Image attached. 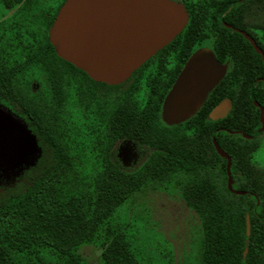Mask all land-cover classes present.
<instances>
[{
  "label": "trees",
  "instance_id": "16d2710c",
  "mask_svg": "<svg viewBox=\"0 0 264 264\" xmlns=\"http://www.w3.org/2000/svg\"><path fill=\"white\" fill-rule=\"evenodd\" d=\"M181 2L189 17L177 39L187 40L190 52L207 27L213 28L219 60H232L237 33L224 27L216 12L217 5L234 9L235 0ZM224 19L234 24L228 15ZM51 20L44 24L43 38L26 42L25 59L5 56L14 43L3 36L0 23V103L21 119L39 148L33 163L0 184V264H86L79 250L89 244H97L99 264H142L111 217L147 185L168 182L180 184L182 198L200 219L201 264H264V170L252 160L260 133L254 101L264 108L263 90L229 70L192 117L164 128L148 117L147 102L134 114L127 105L124 121L136 128L125 132L149 152L139 167L126 170L116 157L113 133L100 138L87 123L75 128L67 116L66 84L77 68L54 53L47 39ZM53 63L61 84L54 71L47 94L41 86L31 90L35 69L54 68ZM223 98L231 101L227 116L205 119ZM212 138L231 158L232 187L244 194L227 188L226 159Z\"/></svg>",
  "mask_w": 264,
  "mask_h": 264
},
{
  "label": "flooded vegetation",
  "instance_id": "af4514ba",
  "mask_svg": "<svg viewBox=\"0 0 264 264\" xmlns=\"http://www.w3.org/2000/svg\"><path fill=\"white\" fill-rule=\"evenodd\" d=\"M10 1L9 3H3V9L0 11V23L3 24L2 34L11 44L14 43L6 51L5 56H8V58L25 59L27 54L25 53L24 46L28 44L26 42L43 38L44 24L52 17L47 29V39L49 41V27L64 0L56 9L49 5H44L39 0H27L28 3H25L26 0L19 2H15V0ZM175 1L181 2V0ZM181 3L183 4V2ZM217 7L216 14L219 22L224 27L230 28L237 33L232 60L229 57L219 60L213 48L217 60L226 65V73L233 69L236 75L244 74L246 75V80H253L264 92V0H235L232 6L234 9L232 10H230V7L225 8L222 5H217ZM184 9L187 17H189V11L185 5ZM227 15L232 19L234 24L224 19ZM184 27L171 41L156 50L134 69L128 77L119 82L108 83L94 80L85 71L72 64L77 70H73L71 80L66 84V88L69 90L68 103H70L72 112L74 113L73 123L75 128H84L87 123L89 128L96 131L100 138L113 133L117 138L114 144L116 157L121 166L126 170L139 167L149 152L146 145H138L137 142L130 138L133 135L129 134L131 136H128L125 132L127 129L136 128L131 125L127 126L124 121L123 116L127 105L131 108V114H134V111H141L142 102H147L148 117L159 123L160 128L172 127L194 115L192 114L177 123H167L162 117L161 107L163 99L187 59L201 46L204 37H206V40H210L209 43L212 42L213 44L216 38V30L211 26L212 30L207 27L205 35L195 43V46L189 52L188 41L186 40L182 44V41L177 39V36L183 33ZM245 34L253 41L256 47L250 39L245 37ZM20 42H23V44ZM17 43L20 46H17ZM53 51L56 54L54 48ZM53 67L36 68L32 78L28 76L30 77L29 88L34 90V88L37 89L41 86L47 94L50 90L49 86L52 84L49 76L54 71L57 74V77H55L56 84H61L60 69L55 63H53ZM26 72L30 74L29 70H26ZM225 99L228 98L220 99L219 102L215 103L208 112V117L205 119L209 118L216 121L227 116L231 109L230 99H228L230 101V108L228 110L222 111L216 118L210 117L212 109L220 105ZM256 103L258 102L254 101L255 105ZM261 107L263 108L262 105ZM259 132L261 133V131ZM250 136L253 135L251 134ZM213 139L215 138H212V144Z\"/></svg>",
  "mask_w": 264,
  "mask_h": 264
},
{
  "label": "water",
  "instance_id": "95a60500",
  "mask_svg": "<svg viewBox=\"0 0 264 264\" xmlns=\"http://www.w3.org/2000/svg\"><path fill=\"white\" fill-rule=\"evenodd\" d=\"M187 20L184 5L175 0H64L49 27L48 38L59 57L85 71L90 78L115 83L128 77L145 59L171 41ZM245 37L250 39L246 34ZM225 73L226 65L217 60L212 49H196L163 99L164 121L177 123L194 114ZM256 105L259 131H262L263 108L259 103ZM229 108L230 101L225 99L212 109L210 117L216 118ZM18 121L21 125L4 127L0 131V142L3 146L18 142L34 147L33 160L25 164L27 167L33 163L39 148L35 136L22 121ZM232 132L249 139L252 137L240 131ZM213 145L226 159L227 188L236 194H244V191L232 187L230 156L215 139ZM21 170L13 171L11 176ZM249 227L247 216V234ZM245 252L246 248L243 254Z\"/></svg>",
  "mask_w": 264,
  "mask_h": 264
},
{
  "label": "rangeland",
  "instance_id": "374dc122",
  "mask_svg": "<svg viewBox=\"0 0 264 264\" xmlns=\"http://www.w3.org/2000/svg\"><path fill=\"white\" fill-rule=\"evenodd\" d=\"M39 1L56 9L63 0ZM209 42L204 37L200 48L213 50L214 45ZM66 111L73 121L70 103ZM15 118L18 119L17 115L0 103V131L21 125L18 121L21 119ZM256 141L258 147L252 153V160L264 170V128ZM34 151L26 143L3 146L0 142V184L9 181L13 171L30 163ZM111 220L121 226L131 251L142 264H201V222L194 209L186 205L178 182L147 185L120 205ZM79 251L86 264H99L97 244L83 245Z\"/></svg>",
  "mask_w": 264,
  "mask_h": 264
}]
</instances>
